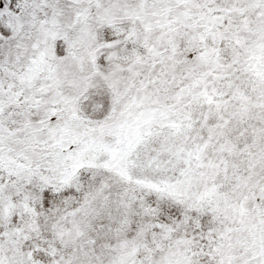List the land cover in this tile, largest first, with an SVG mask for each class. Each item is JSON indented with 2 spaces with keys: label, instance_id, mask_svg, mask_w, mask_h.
<instances>
[{
  "label": "snow or ice",
  "instance_id": "snow-or-ice-1",
  "mask_svg": "<svg viewBox=\"0 0 264 264\" xmlns=\"http://www.w3.org/2000/svg\"><path fill=\"white\" fill-rule=\"evenodd\" d=\"M0 264H264V0H0Z\"/></svg>",
  "mask_w": 264,
  "mask_h": 264
}]
</instances>
